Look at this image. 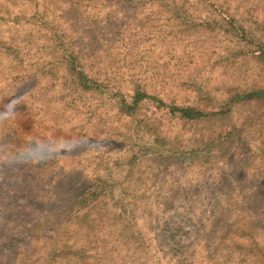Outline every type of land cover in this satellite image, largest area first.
<instances>
[{
  "label": "rangeland",
  "instance_id": "rangeland-1",
  "mask_svg": "<svg viewBox=\"0 0 264 264\" xmlns=\"http://www.w3.org/2000/svg\"><path fill=\"white\" fill-rule=\"evenodd\" d=\"M261 50L264 0H0V264H264Z\"/></svg>",
  "mask_w": 264,
  "mask_h": 264
},
{
  "label": "trees",
  "instance_id": "trees-1",
  "mask_svg": "<svg viewBox=\"0 0 264 264\" xmlns=\"http://www.w3.org/2000/svg\"><path fill=\"white\" fill-rule=\"evenodd\" d=\"M260 52H261V56L264 57V51L261 50ZM79 68L80 67H79L78 58L77 59L74 58V54L72 53V55H70L68 59V69L71 71V73L75 75L76 80L79 83V86L84 91L92 90L93 89L92 82L88 80L84 72ZM146 100H151L156 104H161L160 100H158L157 98L150 97L149 95H147V93H145L143 87L137 85L135 87V93L130 105L126 104V102L124 101H121V103L119 104L122 105L121 107L124 109L123 110L124 112H126L129 115L130 114L133 115L137 113V111L139 110L140 104H142ZM236 102L248 104V105L252 103H263L264 105V92L251 93L243 97H238L236 99ZM170 112L185 123H196V124H201V123L203 124L206 122H210L212 119H215L216 117L228 115V111L219 112V113H205L192 107H175V106L170 107ZM220 138H224V137L221 136ZM81 259H84L83 255L81 256Z\"/></svg>",
  "mask_w": 264,
  "mask_h": 264
},
{
  "label": "clouds",
  "instance_id": "clouds-1",
  "mask_svg": "<svg viewBox=\"0 0 264 264\" xmlns=\"http://www.w3.org/2000/svg\"><path fill=\"white\" fill-rule=\"evenodd\" d=\"M11 107V106H9ZM10 119L9 111L0 112V124ZM55 145H26L23 148L17 149L13 158L19 165H39L47 162L48 157L55 158Z\"/></svg>",
  "mask_w": 264,
  "mask_h": 264
}]
</instances>
